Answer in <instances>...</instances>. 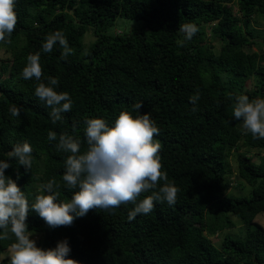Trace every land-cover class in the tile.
Instances as JSON below:
<instances>
[{
	"label": "trees",
	"instance_id": "trees-1",
	"mask_svg": "<svg viewBox=\"0 0 264 264\" xmlns=\"http://www.w3.org/2000/svg\"><path fill=\"white\" fill-rule=\"evenodd\" d=\"M14 11L15 29L0 41L6 53L0 64V160L10 163L5 175L24 191L29 205L36 195L47 194L41 186L50 180L59 185L57 202H68L76 191L62 180L71 153L57 151L59 136L79 139L84 154L85 120L100 118L111 127L121 111L148 113L155 122L161 171L179 190L174 205L157 202L151 213L131 221L132 203L92 209L71 226L56 228L29 210L26 223L39 236L37 246L55 248L67 239L68 258L79 264H264V226L256 221L264 214V139H254L233 116L237 95L264 96V38L256 39L253 26L264 18V0H14ZM189 23L199 31L186 41L179 26ZM117 26L124 27L121 33L113 31ZM57 31L72 50L67 59L61 58L59 43L43 51L46 37ZM90 32L95 39L86 45ZM36 53L41 79L25 80L27 57ZM253 75L257 89L249 90ZM49 77L59 81L54 90L72 100L71 111L56 123L35 96ZM193 96L199 97L195 105ZM138 101L143 102L139 112L133 108ZM12 106L19 116L11 115ZM49 131L57 134L55 140L49 141ZM24 142L32 147L30 171L7 155ZM234 152L239 177L253 188L250 196L228 192ZM254 152L260 153L259 162L249 155ZM233 216L242 222V236L224 234L216 244L236 226ZM9 237L0 240V259L15 242Z\"/></svg>",
	"mask_w": 264,
	"mask_h": 264
},
{
	"label": "clouds",
	"instance_id": "clouds-1",
	"mask_svg": "<svg viewBox=\"0 0 264 264\" xmlns=\"http://www.w3.org/2000/svg\"><path fill=\"white\" fill-rule=\"evenodd\" d=\"M17 24L14 11V0H0V41L10 37ZM179 31L184 33V40L190 41L199 31L194 24H182ZM10 42V41H8ZM63 48L62 59H67L71 53L68 42L59 31L49 34L43 43V51L49 53L55 44ZM183 46V41L177 42ZM27 65L22 71L25 80H40L42 68L39 63L40 54H29ZM59 83L57 78L49 77V84H38L35 96L50 108L52 122L62 119V113L70 112L72 100L67 92H57L54 86ZM198 96L190 97L195 105ZM233 106V116L243 121V128L251 133L254 139H264V99H251L247 95H237ZM143 102L133 104L139 112ZM195 113L196 107L192 108ZM13 116H19L16 106L10 108ZM84 136L88 149L80 154L79 139L61 134L57 151L71 153L65 160V171L62 180L67 188L76 189L68 202H57L59 193L55 191L59 185L50 180L41 186L42 193L35 196L29 205L24 191L16 181L5 175L10 163L0 160V240L9 239V233L15 237V242L8 249V264H79L68 258L71 248L67 239L58 241L55 248L44 249L37 246L32 239V233L26 223L29 210L38 214L50 228L71 226L75 219L83 217L92 209L105 211L119 207L121 204L135 205L129 212V221L137 215H148L156 203L169 206L176 203L178 189L167 181V174L162 172V164L158 153L161 149L159 141L154 136L160 133L155 122L148 113L133 116L130 112L121 111L113 126L105 120L90 118L85 120ZM57 134L49 131V141L55 140ZM9 158H15L26 171L32 167V147L27 142L14 145L7 153ZM165 181L158 191H152L150 196L138 201L145 192L157 188L159 181Z\"/></svg>",
	"mask_w": 264,
	"mask_h": 264
},
{
	"label": "rangeland",
	"instance_id": "rangeland-1",
	"mask_svg": "<svg viewBox=\"0 0 264 264\" xmlns=\"http://www.w3.org/2000/svg\"><path fill=\"white\" fill-rule=\"evenodd\" d=\"M121 20L118 21V24L121 23ZM132 26V24H128L127 25V29H130ZM253 26L258 30L259 36H256V38L261 41L264 38V18H257V20H254ZM124 27H120L117 26L114 28L113 31H115L116 33H121L123 31ZM207 38L209 39V41L212 40V36H211V30L208 29L207 32ZM95 39V36L93 35V33H88L85 37V42L86 45H89L93 40ZM216 45V49L218 50L220 48V44L218 41L215 42ZM253 51H257L258 48L255 46L252 48ZM6 55L4 49H0V64H1V58L4 57ZM0 79L1 76H0ZM247 89L249 90H255L257 89V85H256V75L251 76L250 78H248L247 80ZM264 99V96H259L256 97V99ZM249 155L253 156V160L255 162H259L260 159V153H250ZM229 164H230V169L232 171L231 174V184H230V188L228 190L229 194H233V195H248L250 196V194L252 193V186H250L247 183H244L243 179H241L238 175V163H237V153L234 152L230 157H229ZM233 219L236 222V226L233 228H230L229 230L221 233L219 235V237H215V242L216 244L219 245V243L222 240V237H224V234H228L231 235L233 237H240L242 236L243 232H242V222L241 220H239L237 217L233 216ZM256 221L260 224H262L264 226V214L260 213L258 214V216L256 217ZM32 239L36 240V243L39 240V236H33L31 237ZM9 249V248H8ZM8 249L2 254L1 259H0V264H8Z\"/></svg>",
	"mask_w": 264,
	"mask_h": 264
},
{
	"label": "bare ground",
	"instance_id": "bare-ground-1",
	"mask_svg": "<svg viewBox=\"0 0 264 264\" xmlns=\"http://www.w3.org/2000/svg\"><path fill=\"white\" fill-rule=\"evenodd\" d=\"M257 39V38H256Z\"/></svg>",
	"mask_w": 264,
	"mask_h": 264
}]
</instances>
